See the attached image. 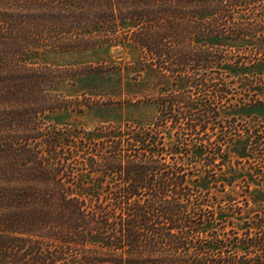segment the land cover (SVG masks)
Wrapping results in <instances>:
<instances>
[{
    "label": "trees",
    "instance_id": "obj_1",
    "mask_svg": "<svg viewBox=\"0 0 264 264\" xmlns=\"http://www.w3.org/2000/svg\"><path fill=\"white\" fill-rule=\"evenodd\" d=\"M246 10L244 0H0V264H234L235 245L264 246L217 221L215 159L199 162L201 133L229 94L206 72L232 62L201 41L239 36L230 25ZM119 44L140 53L138 72L178 88L154 100L152 124L47 125L52 112L91 109L62 88L96 92L85 84L100 74L38 64L39 51Z\"/></svg>",
    "mask_w": 264,
    "mask_h": 264
},
{
    "label": "rangeland",
    "instance_id": "obj_2",
    "mask_svg": "<svg viewBox=\"0 0 264 264\" xmlns=\"http://www.w3.org/2000/svg\"><path fill=\"white\" fill-rule=\"evenodd\" d=\"M244 1L247 10L234 14L230 25L239 36H232L230 32L220 39L205 37L201 41L226 49L232 62L227 60L230 66H211L206 72L208 76L214 73L210 77L216 80L223 79L229 94L216 102V120L206 124L201 133L203 149L199 162L215 159L217 190H213V202L219 214L217 221L225 223L227 218L230 223L229 226L225 224V230L231 233L232 239L246 234L252 241L264 236V0ZM140 60V53L129 44L39 51L34 58L38 64L91 66L97 67L100 74L99 86L90 80L85 84L92 90L97 89L96 92L79 86L62 88L65 95L76 97L83 104L95 101L91 109L83 113L55 111L46 116V124L58 129L74 127L81 132L103 129L107 124H152L157 114L154 100L160 93L178 88L155 70L138 72ZM223 134L235 136L225 141ZM221 160L231 169L220 164ZM234 247L229 253L234 264H264V246L250 247L248 252L241 250L239 245Z\"/></svg>",
    "mask_w": 264,
    "mask_h": 264
}]
</instances>
